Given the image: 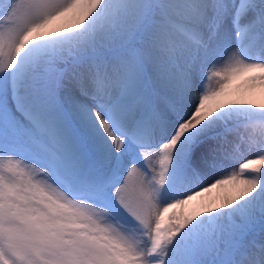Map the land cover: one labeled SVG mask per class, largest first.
<instances>
[{
  "label": "snow or ice",
  "instance_id": "6c2138e0",
  "mask_svg": "<svg viewBox=\"0 0 264 264\" xmlns=\"http://www.w3.org/2000/svg\"><path fill=\"white\" fill-rule=\"evenodd\" d=\"M236 81L264 87V0H0V264H264Z\"/></svg>",
  "mask_w": 264,
  "mask_h": 264
},
{
  "label": "bare ground",
  "instance_id": "6f19581e",
  "mask_svg": "<svg viewBox=\"0 0 264 264\" xmlns=\"http://www.w3.org/2000/svg\"><path fill=\"white\" fill-rule=\"evenodd\" d=\"M233 87L241 88L245 98L250 99L254 101L255 103H264V87L257 86L251 90H248L242 81H236L233 84ZM240 162H243V161L241 160ZM237 168H238V165H237ZM236 182L238 183L239 180ZM185 209L188 210L187 208Z\"/></svg>",
  "mask_w": 264,
  "mask_h": 264
},
{
  "label": "rangeland",
  "instance_id": "374dc122",
  "mask_svg": "<svg viewBox=\"0 0 264 264\" xmlns=\"http://www.w3.org/2000/svg\"><path fill=\"white\" fill-rule=\"evenodd\" d=\"M248 158H252L251 156H249ZM215 191L216 190H214V193H215ZM185 211H187L184 207H176V208H174V209H170L169 210V212L170 213H173V212H175V213H183V212H185Z\"/></svg>",
  "mask_w": 264,
  "mask_h": 264
}]
</instances>
